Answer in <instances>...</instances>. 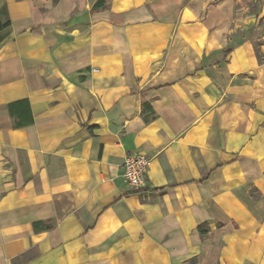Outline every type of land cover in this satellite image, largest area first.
<instances>
[{"label": "crops", "instance_id": "crops-1", "mask_svg": "<svg viewBox=\"0 0 264 264\" xmlns=\"http://www.w3.org/2000/svg\"><path fill=\"white\" fill-rule=\"evenodd\" d=\"M96 1L0 0V264H264V34L241 0Z\"/></svg>", "mask_w": 264, "mask_h": 264}, {"label": "built area", "instance_id": "built-area-1", "mask_svg": "<svg viewBox=\"0 0 264 264\" xmlns=\"http://www.w3.org/2000/svg\"><path fill=\"white\" fill-rule=\"evenodd\" d=\"M149 163V158L143 153L132 152L125 156L123 179L130 188L138 189L144 185Z\"/></svg>", "mask_w": 264, "mask_h": 264}, {"label": "trees", "instance_id": "trees-1", "mask_svg": "<svg viewBox=\"0 0 264 264\" xmlns=\"http://www.w3.org/2000/svg\"><path fill=\"white\" fill-rule=\"evenodd\" d=\"M104 2L105 0H97L92 7V11L108 9ZM7 25L8 21L0 23V29ZM8 111L10 113V116L14 118L15 127H21L30 124L33 121L32 112L27 99H21L19 101L9 103Z\"/></svg>", "mask_w": 264, "mask_h": 264}, {"label": "rangeland", "instance_id": "rangeland-1", "mask_svg": "<svg viewBox=\"0 0 264 264\" xmlns=\"http://www.w3.org/2000/svg\"><path fill=\"white\" fill-rule=\"evenodd\" d=\"M238 7L252 18L253 25L252 36L254 45H258L261 41V36L264 34V0H241ZM258 20V25L256 21Z\"/></svg>", "mask_w": 264, "mask_h": 264}]
</instances>
